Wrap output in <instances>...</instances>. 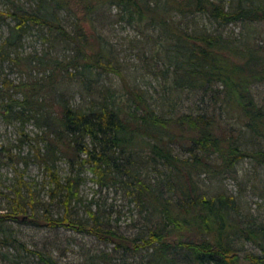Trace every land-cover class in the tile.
<instances>
[{
	"label": "trees",
	"instance_id": "16d2710c",
	"mask_svg": "<svg viewBox=\"0 0 264 264\" xmlns=\"http://www.w3.org/2000/svg\"><path fill=\"white\" fill-rule=\"evenodd\" d=\"M105 6H115L128 22L137 21L157 33L159 49L154 54L172 81L167 99L172 111L166 112L170 107L166 101L153 104L114 64L110 49L90 24ZM60 11L76 18L72 32L62 23ZM199 15L223 27L237 26L240 32L225 36L185 30L184 19ZM12 16L16 25L8 40L33 25L74 45L68 61L41 59V78L29 77L0 90L3 100L8 99L0 104V112L21 121L30 115L50 129L48 136L36 139L43 148L36 147L35 155L51 176L49 206L57 200L66 214L54 218L49 207L42 217L28 214L27 207L34 211V200L14 198L11 211L0 212V223L22 221L69 229L113 245L118 254L114 258L95 254L86 264H264V216L248 212L234 196L207 197L196 179L202 174H232L246 160L264 176V93L255 90L264 86V0H231L229 5L224 0H38L36 10ZM102 73L116 74L123 90L93 89L90 83ZM68 78L92 89L91 102L47 104L49 95ZM10 90L22 99H14ZM183 95L209 98L213 111H182ZM245 134L258 149L242 147L240 138ZM58 154L76 162L81 159L80 165L90 164L98 181L122 185L128 195L138 197L146 208L143 233L126 236L102 225L96 214H91V225L69 217L80 174L72 172L62 181L49 167ZM144 158L147 164L164 166V178L149 182L140 167ZM255 190L264 197V178ZM36 253L46 264H61L48 254ZM127 256L135 260L127 263Z\"/></svg>",
	"mask_w": 264,
	"mask_h": 264
},
{
	"label": "rangeland",
	"instance_id": "374dc122",
	"mask_svg": "<svg viewBox=\"0 0 264 264\" xmlns=\"http://www.w3.org/2000/svg\"><path fill=\"white\" fill-rule=\"evenodd\" d=\"M229 5L231 0H224ZM38 0H0V90H6L9 85H17L31 77L32 80L44 75L41 59H56L68 61L74 55L73 43L50 33L47 29L29 26L20 35L9 39L12 28L16 25L13 13L22 10L37 9ZM62 23L69 32L74 29L76 18L60 11ZM100 34L101 42L110 50L114 64L128 78L131 86L143 90L158 105L166 101L167 111H172L171 103L167 102L171 93V80L163 72V66L154 52L159 49L155 39L157 33L136 21L130 23L123 18L115 6H105L97 11L90 23ZM183 27L190 33L223 34L225 36L238 34L237 26L223 27L205 16L199 15L184 19ZM86 27V25H85ZM90 29L87 25L86 30ZM8 40V41H7ZM73 73V71H71ZM76 78L66 79L49 98L47 104L68 101L74 106H85L91 102L92 89L78 83ZM93 89L109 87L121 91V79L113 73H102L97 76ZM264 93V86L255 90ZM256 90V92H257ZM13 98L22 99L21 94L13 93ZM3 100L0 92V104ZM210 99L183 95L180 109L189 113L212 112ZM217 113L221 110L217 107ZM29 114V113H28ZM22 121L12 119L10 115L0 112V212L11 211L13 199L21 201L34 200V211L28 208V214L34 213L42 217L45 208L49 207L54 218H62L66 208L59 201L50 204L48 192L52 188L51 176L44 164L35 155V148H43L40 139L48 136L50 129L30 115ZM236 122L235 119L231 120ZM234 126L242 127L240 124ZM251 134V133H249ZM249 134L240 138L244 149L256 150L259 146L251 140ZM89 143V141H88ZM38 145V146H37ZM178 151V148H175ZM146 154H144L145 156ZM58 160L50 168L55 170L65 180L72 172L79 175L76 187L77 196L72 198L68 215L74 220L93 224L91 214H96L102 225L112 228L129 237L143 233L145 229L146 208L138 197L130 196L127 190L120 186L98 181L93 175L90 164L80 165L81 159H75L58 154ZM83 158H86L83 156ZM145 159V158H144ZM146 163L140 165L149 182L155 183L164 178L167 169L161 164ZM136 166V165H135ZM79 173V174H78ZM264 178L258 168L249 160L239 163L232 174L212 177L202 174L197 176L199 187L204 195L213 197L216 194L234 196L244 204L248 212L264 216V197L255 190V185ZM20 190L21 197L17 196ZM30 191V192H29ZM252 248L246 245V249ZM114 246L97 240L87 234H79L72 230L52 229L45 225L26 223L22 221L0 223V264H46L36 252L52 256L61 264H86L95 254H110V258L118 256L113 252ZM34 252V253H33ZM120 255V254H119ZM135 256H127L126 262L131 263ZM115 262H120L116 261Z\"/></svg>",
	"mask_w": 264,
	"mask_h": 264
}]
</instances>
